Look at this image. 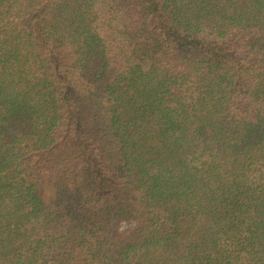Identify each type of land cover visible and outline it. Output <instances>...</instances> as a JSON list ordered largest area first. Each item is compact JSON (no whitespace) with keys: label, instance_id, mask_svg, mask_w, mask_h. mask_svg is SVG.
<instances>
[{"label":"trees","instance_id":"obj_1","mask_svg":"<svg viewBox=\"0 0 264 264\" xmlns=\"http://www.w3.org/2000/svg\"><path fill=\"white\" fill-rule=\"evenodd\" d=\"M0 264H264V0H0Z\"/></svg>","mask_w":264,"mask_h":264}]
</instances>
